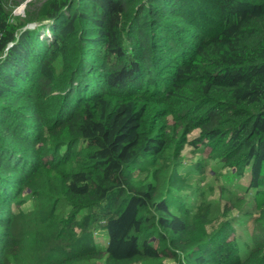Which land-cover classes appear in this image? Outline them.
<instances>
[{"label":"trees","instance_id":"1","mask_svg":"<svg viewBox=\"0 0 264 264\" xmlns=\"http://www.w3.org/2000/svg\"><path fill=\"white\" fill-rule=\"evenodd\" d=\"M263 219L264 0H0V264H264Z\"/></svg>","mask_w":264,"mask_h":264},{"label":"rangeland","instance_id":"2","mask_svg":"<svg viewBox=\"0 0 264 264\" xmlns=\"http://www.w3.org/2000/svg\"><path fill=\"white\" fill-rule=\"evenodd\" d=\"M1 1H2L4 7H5L6 12L8 14H10L13 19H15V18H18V17L24 18L25 14H26V11L28 12L29 10H33V9L37 8L45 0H1ZM30 28H33V27L31 26ZM41 35H42V33H41ZM207 151H209V149ZM189 155H191V154H189V152H188V156ZM39 181L41 182L40 179L35 181V185H38ZM221 183L222 182L220 180H216L215 177L211 176L208 173H206L204 175L201 186L204 187V189L206 191L205 200L210 205H215L219 201V197H220L219 196V194H220L219 187H220ZM33 190L35 191L36 196L33 198L32 202H30V204L24 205L22 207V209L27 208L29 213L35 211L37 209L38 203H40V201L44 200L43 198L40 199V194H38L39 190H37L36 187H34L32 190L30 189V192L34 193ZM227 197H231V196H227ZM238 198H239L238 201H240L242 197L239 196ZM234 200H235L234 197H232L231 199L227 198V200L221 199L220 208H223L224 205H227L229 207V206H231V204H234L235 206H238V204H239L238 201L235 202ZM214 202H216V203H214ZM255 217H256V221L255 222H257V223L260 222L262 216L260 217V214L256 213ZM21 219H23V220H20L19 223H18V231H19V234L23 235V232H24V235H25L26 231H27L26 228H25L27 226L26 219H24V218H21ZM221 219L222 218H220V216L218 214L217 219L215 220L214 223H212V226L210 227V229L215 227V225H217V223ZM263 221H264V219H263ZM255 222L253 221V223H252V220H251V221H249L247 223V226L249 228V232L251 234L249 236H252V237H254V227H255L254 224H255ZM249 236L245 235V241H242V242L238 243L240 249L247 248L244 245L246 244L247 241L249 242V238H248ZM97 238H98L97 240L102 241L103 239H105V235L98 234ZM18 241H19V243L18 244L16 243L17 245H16V248L14 250L15 253L19 252L20 250H22V251L24 250V244L20 240H18ZM9 264H26V262H22V261L18 262V260H14V262L9 261ZM91 264H101V263L100 262L99 263L98 262H92Z\"/></svg>","mask_w":264,"mask_h":264},{"label":"water","instance_id":"3","mask_svg":"<svg viewBox=\"0 0 264 264\" xmlns=\"http://www.w3.org/2000/svg\"><path fill=\"white\" fill-rule=\"evenodd\" d=\"M31 26L33 27V24H31L30 27H31Z\"/></svg>","mask_w":264,"mask_h":264}]
</instances>
